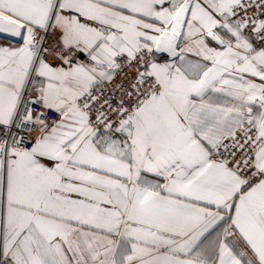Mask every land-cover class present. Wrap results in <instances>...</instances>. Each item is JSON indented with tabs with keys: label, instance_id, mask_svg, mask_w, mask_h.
<instances>
[{
	"label": "snow or ice",
	"instance_id": "6c2138e0",
	"mask_svg": "<svg viewBox=\"0 0 264 264\" xmlns=\"http://www.w3.org/2000/svg\"><path fill=\"white\" fill-rule=\"evenodd\" d=\"M0 264H264V0H0Z\"/></svg>",
	"mask_w": 264,
	"mask_h": 264
}]
</instances>
